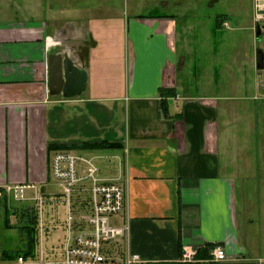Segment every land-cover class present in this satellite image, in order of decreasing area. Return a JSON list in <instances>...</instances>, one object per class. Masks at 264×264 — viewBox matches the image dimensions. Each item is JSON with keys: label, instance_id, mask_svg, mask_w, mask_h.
<instances>
[{"label": "crops", "instance_id": "0c3cea01", "mask_svg": "<svg viewBox=\"0 0 264 264\" xmlns=\"http://www.w3.org/2000/svg\"><path fill=\"white\" fill-rule=\"evenodd\" d=\"M107 1L0 0V187L53 195L50 160L61 149L51 147L86 145L68 151L94 158L100 178L125 189L124 211L111 222L129 232L115 252L139 256L137 264H184L188 249L196 253L189 264H216L211 253L222 246L230 260L220 264H263L261 249L241 238L235 130L221 112L235 82H219L228 71L215 67L187 80L178 50L189 49L180 25L200 28L204 7L219 0H147L144 9ZM52 53L87 69L77 97L51 95Z\"/></svg>", "mask_w": 264, "mask_h": 264}, {"label": "rangeland", "instance_id": "374dc122", "mask_svg": "<svg viewBox=\"0 0 264 264\" xmlns=\"http://www.w3.org/2000/svg\"><path fill=\"white\" fill-rule=\"evenodd\" d=\"M131 1L138 2L142 9L147 8V0H128V4L131 5ZM117 2L127 4V0ZM208 2L204 0V5L207 6ZM92 3L109 4L107 0H93ZM221 13L226 15L219 16L214 34L215 19ZM202 15L205 22L198 29L187 30L180 25V33L189 49L187 47L188 51L183 55L185 52L178 48L179 54L186 59L184 72L187 80H196L195 70L203 68L209 69L212 75L215 67L222 73L228 71V79L216 77L219 82H235L234 99L227 101L225 107L221 106V112L228 119L231 131L232 128L235 130L232 136L235 140L229 143V151L232 154L230 164L236 175L239 228L241 238L254 243L264 255V97L258 93L256 60L257 50L264 52V0H219L214 7H204ZM224 22L227 27L223 26ZM228 57V65L224 66ZM219 95L223 97L225 93L221 90ZM222 156L226 164L228 156L225 153ZM50 189L58 191L55 186ZM77 207L85 209L86 206L79 202ZM28 210L27 204L11 202L9 205L0 200V257L4 251L27 249L28 236L23 227L28 225L25 215L29 214ZM65 220L63 205L48 208L40 255L36 254L34 261L61 264ZM261 263L264 264V260Z\"/></svg>", "mask_w": 264, "mask_h": 264}, {"label": "built area", "instance_id": "2783aa9c", "mask_svg": "<svg viewBox=\"0 0 264 264\" xmlns=\"http://www.w3.org/2000/svg\"><path fill=\"white\" fill-rule=\"evenodd\" d=\"M50 175L58 188L57 193L45 195L31 184L0 187V200L27 204L37 218L40 255L43 238V223L50 206L63 205L66 209L64 247L61 264H137V255H120L111 247L114 242L125 239L128 226H115L111 218L120 215L125 208V189L118 183H110L99 176L94 158L79 152L56 151L50 160ZM81 202L86 207L79 209ZM210 262H229L225 248L216 246ZM196 253L186 249L181 262L195 263ZM0 264H45L20 254L12 259L0 257Z\"/></svg>", "mask_w": 264, "mask_h": 264}, {"label": "water", "instance_id": "95a60500", "mask_svg": "<svg viewBox=\"0 0 264 264\" xmlns=\"http://www.w3.org/2000/svg\"><path fill=\"white\" fill-rule=\"evenodd\" d=\"M259 34V33H258ZM259 69L258 93L264 97V52L257 50ZM48 89L51 95L62 94L75 98L86 90L89 74L85 67L78 66L68 54L52 53L47 59Z\"/></svg>", "mask_w": 264, "mask_h": 264}, {"label": "trees", "instance_id": "16d2710c", "mask_svg": "<svg viewBox=\"0 0 264 264\" xmlns=\"http://www.w3.org/2000/svg\"><path fill=\"white\" fill-rule=\"evenodd\" d=\"M165 101V99H163ZM166 108H165V113H166ZM103 146L107 145L108 147H116L115 145H108V144H102ZM87 147L85 146H78L76 144L72 145H57V146H52L51 149H61V150H81L83 148ZM94 147V146H92ZM29 209V208H28ZM6 210H7V205H6ZM29 214H25L27 216V221L28 225L23 227L25 233L28 236V245L27 249L20 250V251H4L3 256L6 259H12L20 254L24 255L26 258H32L36 256V250H37V245H38V231H37V218L35 215V212L32 209L28 210ZM7 213V212H6Z\"/></svg>", "mask_w": 264, "mask_h": 264}]
</instances>
